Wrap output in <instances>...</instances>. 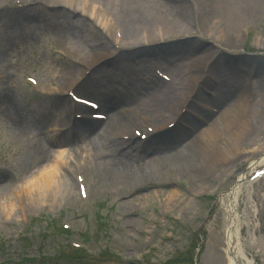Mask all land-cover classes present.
Here are the masks:
<instances>
[{"label":"rangeland","instance_id":"obj_1","mask_svg":"<svg viewBox=\"0 0 264 264\" xmlns=\"http://www.w3.org/2000/svg\"><path fill=\"white\" fill-rule=\"evenodd\" d=\"M1 1L4 3L0 5V88L4 92V97H0V189L7 188L6 192L16 215L8 216L10 201L8 203V200L3 198L5 208L0 207V264H139L135 259L136 256L142 257L147 264H151L152 261L162 264H194L198 237L200 240L197 246L201 251L199 264H205L202 260H206L209 236L214 231L213 224L216 222V228L221 231L225 225V209L220 206L221 199L236 181L234 177L245 171L249 161L254 158V156L246 157L241 149L255 150L253 147L256 144L242 141L239 148L241 147L240 155L243 158H238L237 161L239 163L241 160V165L221 179L217 178L218 174L213 178L203 174L199 176L193 174L194 178H190L186 168L183 170L177 165L172 167L171 164H167L170 158L167 160L163 158L157 163L159 164L157 170L151 174L147 164L139 167L138 161L156 156H169L174 152L168 154L167 150L155 148L156 146L154 150L151 149V153L139 152L138 155L134 151L132 167L141 175L142 180L132 186L124 182L112 186L106 175L94 170L95 158L102 155L100 152L102 145L96 142L93 144L81 135L70 145L71 147L79 145L76 149L65 145L50 146L45 141V135L50 137L51 142L64 140L65 137L71 138L73 134L76 136L77 133L71 130L59 136L53 131V128L68 123V119L62 115V109L58 105L61 102H63L62 106L70 103L69 90L77 87L78 78L80 76L82 78L85 72L88 73L95 66L87 68L83 61L73 58L72 52L79 48L65 33L83 29L89 37L88 32L93 34L94 31L97 34L100 31L99 34L103 35L105 32L96 29L95 31L94 28L89 27L91 26L89 19H80L78 12L60 5H52L51 0H31L32 2L28 3L27 0ZM193 1L197 8L192 5V25L188 28L191 32L188 34L190 36L178 37L170 42L160 40L156 46L143 50L142 54L139 52L129 55L127 50L129 47L123 46L125 50H119L113 34H109V54L101 59L102 63H105L101 69L103 74L107 75L110 71L112 75L117 69H124L125 64L118 68H111V65L107 64L113 63L115 58L122 57L121 59H125V63H129V66L140 64L141 68L150 75H153V65H158L164 68L174 81L180 82L179 72L197 68L195 59L204 56L205 62L199 65L198 82L202 80L211 82H208L211 85L204 84L205 90L217 93L221 80L229 79L228 84H233L235 81L230 78L240 73L245 78L244 86L252 88L250 94L253 100L258 101L256 105H263L257 72L261 70L264 74V42L262 41L264 0H255V2L251 0L247 6L255 10L254 16L240 17L235 25L222 4L225 3L231 9L233 0L226 2L214 0V11L211 15L202 12L198 14L200 9L198 0ZM31 7L35 9L30 10ZM173 12L172 10L171 14ZM172 15L175 17V12ZM214 21L222 23V31L215 29L220 25H213ZM235 31L239 35L238 44L231 45L228 38ZM62 33L65 34V38L62 37ZM79 50L86 52L83 47ZM109 59L112 61L107 62ZM75 64L82 66L83 72L68 81L69 76L64 73L75 67L73 66ZM28 77L34 78L38 85L32 86L26 80ZM110 77L118 78L109 76V79ZM210 79H214L217 85ZM99 80L104 81L108 78L101 75L97 82ZM122 84L121 82L120 85ZM201 91L203 92V89ZM205 96L209 97L207 93ZM211 99V101L204 99V103L217 109L220 115L211 114L206 110L211 117L206 125H201L197 129L198 131L206 129L212 122L218 123L219 117L226 109L215 98L211 97ZM239 101L240 99L235 96L230 99L234 104H238ZM182 106L179 103L175 110H164L163 120L172 122L174 114L179 113ZM126 108L143 109V105L140 103L127 105ZM119 119L122 120L121 117ZM38 121H42L44 126L43 137L36 135L34 131L33 134L30 132L37 129L35 125L37 126ZM156 123L141 120V124L154 127L160 125L166 128L168 124ZM105 127L107 125L102 128L97 125L95 134L101 133L100 130ZM134 127L131 125L122 134H129L131 131L133 134ZM152 135L141 145H151ZM123 137L120 136L122 141H124ZM117 138L119 139V135ZM192 138L193 136L184 141L178 150ZM136 144L138 143L133 139L129 144H125L127 145L125 148ZM95 146L97 148L93 150ZM61 154L69 160L64 163L67 164L64 170L60 168L62 160L58 161V172L76 183L79 196L77 195L75 199L71 195L62 196L54 204L47 198H41L36 206H32L25 193V186L36 178L39 182L40 174L42 180L44 178L42 176L49 171L46 166L55 160L54 157ZM165 168L168 173L166 179L164 177L166 171H162ZM172 175L178 177L176 182L172 181ZM130 176H133V173H129L128 177ZM200 179L201 181H198ZM181 180L188 182L185 189L180 183ZM187 188L191 191H187ZM172 192L174 197L169 199L168 196L170 197ZM256 192L258 196L253 201L261 209L264 202L261 201L264 183L257 187ZM204 194L209 198H202ZM245 200L246 195L242 190L238 209L241 221L244 218L242 215L247 210L243 204ZM101 216L105 219L100 221L103 225L99 227L98 218ZM262 217L264 224L263 212ZM63 225L75 231L86 230L87 241L96 256L92 254L90 257H82L72 254L73 252L68 248L69 239L63 237L60 232L59 227ZM102 229L104 234L100 233ZM262 233L264 237V226ZM97 241L103 243L107 241L115 259L111 255L99 258ZM250 254V257L256 258L255 253ZM23 255L34 260L30 263L25 262ZM256 264H264V259L256 258Z\"/></svg>","mask_w":264,"mask_h":264},{"label":"bare ground","instance_id":"obj_2","mask_svg":"<svg viewBox=\"0 0 264 264\" xmlns=\"http://www.w3.org/2000/svg\"><path fill=\"white\" fill-rule=\"evenodd\" d=\"M250 1L251 0H233L232 7L228 11L231 18L234 20V25L240 17L250 18L254 16L255 10L247 6ZM26 2L32 1L27 0ZM252 2H255V0H252ZM2 3H4V1L0 0V5ZM51 4L60 5L65 9L78 12L81 16L80 19H89L88 21L91 25L89 27L97 31L103 30L105 32V35L99 34L100 31L99 33L97 32V34L94 31L93 34L88 32L89 37L83 29L77 32L65 33L75 41L77 48L81 49L83 47L86 51L83 53L79 49L74 50L79 60L83 61V64L87 68L95 65L87 77L81 78L80 76L76 82H81L80 90L82 92L90 91L91 83L97 81L98 77H101V75L106 76L101 70L105 65V63H102L101 59L106 58L105 56L109 54V34L112 33L115 36V42L120 39V33L113 30L115 27H118L122 31L121 45L129 47V49H127L129 51L128 54L131 55L139 52V54H142L144 53L143 50L156 46V43L160 40H168V42H170L176 40L178 37L190 36L188 34H191V32L188 28L192 25V5L195 9L197 8L193 0H51ZM198 4L200 8L198 14H200V12L208 15L213 13V6L215 5L214 0H198ZM33 9L35 8H30V10ZM172 10L175 12V17L172 15L174 12L171 14ZM120 26H122V28H120ZM217 31L221 30L217 29ZM65 34L62 33V37L65 38ZM238 36L239 35L236 33H231L228 38L231 45L238 44ZM106 39L108 40L106 41ZM262 41L264 42V36ZM121 58L122 57L115 58L113 59L115 60L113 63H107L112 61V59H109L106 63L110 64L111 68H118L120 65L125 64L124 68H129V71L124 72L117 69V73L108 76L115 75L118 77L116 81L124 80L128 82L132 89L129 92H124L122 95L117 93L108 96L109 91L106 95L102 94V97L111 99L113 101L112 104L118 102L131 104L141 102L143 109L150 118H153L154 115L161 118L164 110H175V107L179 103L184 105L192 93L196 98H202V95L196 89V84H199L198 73L201 63L205 62L204 56L195 59L197 68L181 70L179 72L181 81L178 87L166 83H159L156 90L149 92L148 97H141L138 94V88L143 86L137 80V78H140V67H133V64L131 67L128 63H125V59ZM73 66L75 67H71V69H68V71L64 73L67 77L69 76L67 78L68 81L83 72L82 66L77 64ZM131 71L133 72L132 75ZM257 77L260 79V98L262 99L263 105H256L258 101L252 99L250 94L251 90L244 86L245 78L239 73L230 78L235 81L233 84H228L229 79H223L220 82V88L217 90V101L222 103L221 105L226 107V109L219 117L220 121L218 123L217 121L212 122L206 129L198 131L197 129L201 127L200 122L184 114L180 117L179 121H193L192 131L182 130L181 127H175L172 130L175 132L174 134L168 132V134L165 135L167 138L165 139L167 140L166 143L158 142L162 139L153 140L152 143H157V148L165 146L168 152H174L173 155L167 157V159L170 158V160L166 163L171 164L172 167H176L177 165V167H181L183 170L186 168V173L190 178H194L193 174L195 176L197 174L198 176L199 174H203L209 178H213L218 174L217 178L221 179L222 176L239 168V165H241L242 161L240 160L239 163H237V161L238 158H243V156L240 155L241 147L239 148L242 141L256 144L257 147L254 145L253 149L258 151L261 150L264 146V74L261 70L257 72ZM115 79L117 78L110 77L109 80L115 81ZM205 84L211 85L208 82ZM100 85L104 86L105 84L101 83ZM112 87H114V85L111 83L109 88L112 89ZM96 92L99 93L98 95L101 93L99 88L96 89ZM7 93L9 94V91ZM2 96L4 97V94ZM232 96L240 99L238 104L230 102ZM195 100L197 99L194 97L189 106L192 107ZM253 107H255V109H253ZM60 108L62 109V115L69 119L70 111L73 110V107L70 108L69 105H65ZM190 109L193 110V108ZM252 110L255 111L252 112ZM131 112L138 116L141 114L139 108H134ZM174 115L173 117L176 118L178 114ZM112 118V121H109L107 127L100 130L102 132L98 134H95L96 129H94L97 123L82 122L76 124L79 125L81 137L91 141L93 144L96 142L98 145H102L100 149L102 155L100 157L97 156L94 161L95 171L106 175L109 178V182L112 183V186H118L123 182L129 186L139 184L142 177L137 174L136 170L132 167V159H134L132 155H134V151L137 153H151L150 145H138L135 150H132L133 147L126 149L125 147H127V145H125L124 142L121 143L117 135L120 136L123 131L127 130L129 124L115 116ZM88 124H93L95 126L91 127ZM98 124H103V122ZM35 127L37 129L30 130L31 134H33L34 131L36 135L43 137L45 134L43 132L44 126L42 121H38ZM192 136L193 138L178 150L179 146ZM45 141L51 146L53 144L56 147H61L62 145H69L74 141V138H67L60 141L53 140L51 142L50 137L45 135ZM96 148L97 146L92 149L96 150ZM178 152L179 154H177ZM262 154L263 153H261L260 160L264 161V155ZM54 158L55 160L46 166L47 171H49L46 172V169L44 170L46 173L42 176L44 177L42 180L40 174L39 180L41 182H37L38 178H36L35 181L24 188L28 201L32 206H36L41 198H47L54 204L62 196L69 197L71 195L73 199L77 198V195L79 196V189L76 183L70 180L66 175L58 172V161L62 160V162H67L69 160L68 157L65 158L61 154ZM160 160L161 158L158 157L154 159V164L147 166L151 174L155 173L157 170L156 167L159 165L157 163H159ZM188 165L190 167H188ZM256 166H252L247 173L245 171L241 172L238 181L222 198V203H225L224 206L226 209L225 227L223 231H221L216 228V222L213 224L214 231L209 236L208 249L205 256L206 260L203 259L205 264H255L246 253V247L253 248V246L249 243L245 246L239 239L240 226L237 225V203L240 192H242V182ZM162 171H166V176H164L166 179L168 177L167 169H162ZM129 173H133V176H130V178L128 177ZM128 179L130 182H126ZM198 181H201V179ZM262 183H264V180L259 181L256 186ZM6 189L7 188L0 189V192H3L2 194L0 193L2 196L0 197V207H4L3 198L8 200V203L10 201L7 214L9 217H13L16 214L12 208L13 206H11V199L8 197ZM246 196L248 197L250 194ZM173 197L174 193L172 192L168 198L170 199ZM260 254H264V247L261 249Z\"/></svg>","mask_w":264,"mask_h":264}]
</instances>
